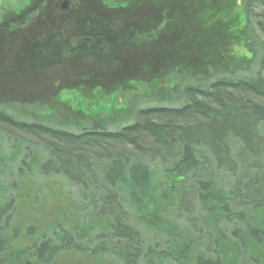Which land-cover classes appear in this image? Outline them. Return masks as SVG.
I'll return each mask as SVG.
<instances>
[{"label":"trees","instance_id":"obj_1","mask_svg":"<svg viewBox=\"0 0 264 264\" xmlns=\"http://www.w3.org/2000/svg\"><path fill=\"white\" fill-rule=\"evenodd\" d=\"M261 1L152 0L151 20L141 18L138 29L130 23L109 29L97 21L82 27L89 36L103 34L107 42L99 45L82 42L72 49L64 43L73 33L66 26L62 40L59 37L49 42L41 36L37 42L38 36L34 41L26 38L24 44L33 47V58H23L22 52L12 53L18 60L15 66L20 68L17 74L5 71L1 62L0 264H65L72 257L82 264H264V218L259 220V215L264 214V185L258 189L261 192L255 191L258 196L254 194L256 197L244 202L239 200L238 185L225 194L208 176L194 174L201 163L194 158L195 150L201 148L216 154L229 129L234 130L233 136L243 141V145H248L246 125H229L226 118L229 108H223V102L220 111L204 110L195 102L180 108L138 111L143 117L168 119L199 113L207 118L205 124L177 127L131 124L117 132H108L101 121L82 129L76 125L78 118L63 115L64 124L74 125L77 134L56 129L51 122H37L30 112L20 121L4 110L46 107L53 114L51 120H57L59 115L55 111L60 106L55 98L63 87L78 85L68 90L85 91L88 100L96 89L111 95L120 79H129L123 84L136 85L157 80L168 82L170 74L186 75L185 79L192 80L210 69L233 75L256 57L255 44L249 36L251 9ZM236 8H240V14H232ZM133 11L127 9L125 13ZM222 17L228 20L221 22ZM52 41L59 44L58 48L57 44L48 45ZM102 46L107 47L104 52L97 49ZM260 65L264 69V61ZM15 77L21 83H11ZM181 87L174 86L156 97L165 101L168 94L178 98L183 91L189 97H212L207 90L189 83ZM210 87L247 88L264 94V83L259 89L230 81H217ZM261 111L255 108L254 113ZM139 131L156 141L154 153L162 159L163 172L169 176L176 173L177 177H173L181 183L186 181L188 172L192 173L198 223L183 230L184 236L181 232L175 234L168 226L153 229L155 226L150 227L142 219L145 214L159 213L174 222L182 218L180 205L185 190L184 185L175 187L172 181L164 184V190L176 198L173 206L163 208L161 187L152 178L147 163L140 161L147 155L141 153L135 158L132 149L118 150L121 144L138 150L133 137ZM16 133L46 137L42 149L33 148ZM55 180L75 211L70 212L65 222L49 223L43 228L22 226L19 214L24 201L34 203L38 197L50 195L52 191L46 186ZM65 185L67 188H62ZM76 215L79 216L73 219ZM203 215L205 226L200 222ZM222 224L233 227L224 230ZM24 240L31 242L24 245Z\"/></svg>","mask_w":264,"mask_h":264},{"label":"rangeland","instance_id":"obj_2","mask_svg":"<svg viewBox=\"0 0 264 264\" xmlns=\"http://www.w3.org/2000/svg\"><path fill=\"white\" fill-rule=\"evenodd\" d=\"M125 1L120 0L122 3H125ZM12 8L15 10L18 8L16 3H13V0L9 3L7 2V6L4 5L0 9L2 16H8L7 12ZM12 11L14 10L12 9ZM235 13L240 14V8L232 11V14ZM251 15L252 30L249 36L255 44L256 57L250 65L243 66L233 75L210 69L206 74L195 76L192 80L185 79L186 75L176 74H170V81L168 82L157 80L151 84L140 83L136 85V83L132 82L123 84L122 81L124 83L129 82V79H120L119 86L111 95L104 94L100 89H96L90 93L88 100L85 97V91L68 90L72 87L76 88L78 85L63 87L59 90L60 93L55 98V101L60 106L55 111L59 115V119L57 120H51L52 113L46 107H5L4 110L8 115H12L14 119L20 121H24L22 116L26 112H30L31 116L37 122L44 124L51 122V126H54L56 129L77 134L78 130H76L77 128L74 125L64 124L62 121L63 115L68 118H72L73 116L78 118L76 125L82 127V129L88 128L94 122L101 121L103 127H106L108 132H117L126 127L125 125L131 124L144 125L151 123L160 126L164 125V127L205 124L207 118L199 113H194L188 117H173L168 119L164 117H143L138 111L154 107L180 108L186 103L190 104L194 102L199 103L204 110L212 109L220 111V103L223 102V108H229V113L226 115L228 124L235 127L246 125L247 131L245 133L248 135V145H243V141L233 136L234 130L230 131L228 128L230 126L228 125L229 133L226 135L224 143L218 148L216 154L206 152L201 148L195 150L194 158L201 163L194 170V174L198 177L208 176L211 180H214L215 185L225 194L234 191L235 186L238 185L241 188L239 200H243L244 202H248L247 200L251 201L254 197L258 196L255 191L261 192L258 189L264 185V94L259 95L255 92L248 91L247 88L214 90L210 87L217 81H230L233 83L243 82L247 86H256L259 89L260 84L264 83V69L260 65L264 61V0L252 7ZM225 20L228 19L222 17L221 22ZM188 83L194 88L198 87L205 92L207 90V92L212 94V97L206 98L198 95L189 97L184 91L178 98L177 95L169 96L168 94L165 101H161L156 97L165 90L171 91L174 86L181 87V84ZM255 108L261 109L262 113H254ZM16 136L28 141L33 148L38 147L37 149H42V143L44 138H46L44 136L32 138L17 133ZM133 140L138 146V150L130 145L124 147V144L119 145L118 150L132 149L131 155L135 158H138L141 153L147 155L142 157L140 161L147 163L150 172H152V178L155 180L157 186L161 187L159 191L163 194V208L173 206V201L176 198L164 190V184L172 181L175 182V187H183L184 185L183 188L185 190L180 205L182 218L174 222L166 219L162 213H159L158 215L145 214L142 216V219L150 227L155 226L152 227L153 229L168 226L176 232L175 234H180L181 232V236H184L183 230H187V227L191 223H198L195 221L196 215L194 212L196 208L194 194L196 193L194 189H191L193 187L191 181L192 173L188 172L186 174V181H182L181 183L178 178L176 180L173 177V175L177 177L176 173L169 176L170 174L162 171V159L160 155H155L154 153L157 151V144L153 137L145 132L139 131V133L134 135ZM102 145L107 146L104 142ZM110 146L114 145L111 144ZM57 183V180H55L46 186L48 190L52 191L50 195L38 197V201L34 203H31L29 199L24 201L21 209L23 211L20 210L19 214V220L22 226L32 225L43 228L49 223L57 224L58 222L68 220L70 212L75 211V209H73L72 203L67 199L62 190H59L60 186ZM62 188L67 187L65 185ZM72 191L75 192V189H72ZM254 194L257 195L254 196ZM77 216L79 215H76L73 219ZM263 218L264 214L259 215V220ZM162 220L165 221L162 223L163 225L160 224ZM205 220V215H203L200 219L203 226H205ZM221 227L224 230H228L233 226L222 224ZM30 242L31 240H24L23 244L27 245ZM196 249V247L193 248L192 252L196 253ZM191 259L193 260L192 256ZM77 260L76 257H72L65 264H82V261Z\"/></svg>","mask_w":264,"mask_h":264},{"label":"flooded vegetation","instance_id":"obj_3","mask_svg":"<svg viewBox=\"0 0 264 264\" xmlns=\"http://www.w3.org/2000/svg\"><path fill=\"white\" fill-rule=\"evenodd\" d=\"M10 1L0 0V9L4 5L7 6V2ZM13 3H16L18 8L16 10L12 8L14 11L10 9L7 12L8 16L3 17L0 11V31L2 33H20L32 28L34 32L30 40L34 41L35 36L39 38L37 42L41 41V36L45 41L59 37L62 40V33L66 34V31L62 30L64 27L70 26V30H73L72 36L67 38L64 43L69 44L72 49H74L72 46L78 43L82 44V42H93L98 45L103 41L107 42L103 34L97 33L89 36L82 29L83 26H90L92 21L94 24L95 21L101 22L103 25L106 24L109 29L120 28L127 23L138 29L139 20L141 18L149 20L153 10L152 0H126L125 3L120 2V0H13ZM127 9H134V11L130 14L122 13ZM41 27L44 30H41ZM73 36L79 39L72 40ZM97 49L104 52L107 47L102 46Z\"/></svg>","mask_w":264,"mask_h":264},{"label":"water","instance_id":"obj_4","mask_svg":"<svg viewBox=\"0 0 264 264\" xmlns=\"http://www.w3.org/2000/svg\"><path fill=\"white\" fill-rule=\"evenodd\" d=\"M41 30H44L43 27H41ZM28 32L30 33L27 34ZM33 32H34V29L32 28H29V30L27 31H22L20 33H11V34L7 32L2 33V31H0V66H1V62L2 64L4 63V66H3L4 70L10 72L9 74L11 73L17 74L20 69L19 67L17 68L15 66L18 60L14 56V54L12 55V53L17 54L18 52H22L24 54L23 58H26L27 56H29L30 59L33 58V52L31 50V48L33 47H29L24 44V40L26 38L32 37ZM55 41H52V43H49L48 45L51 46L53 44L54 46L57 43ZM28 64L31 65L32 62H29ZM19 80H20L19 77H15L13 79V82L11 83H18V82L21 83ZM33 82H35V80Z\"/></svg>","mask_w":264,"mask_h":264}]
</instances>
